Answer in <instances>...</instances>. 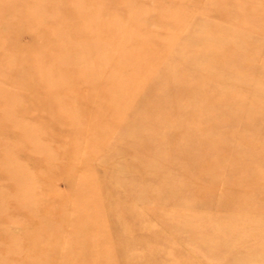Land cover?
I'll return each instance as SVG.
<instances>
[{
  "label": "rangeland",
  "instance_id": "374dc122",
  "mask_svg": "<svg viewBox=\"0 0 264 264\" xmlns=\"http://www.w3.org/2000/svg\"><path fill=\"white\" fill-rule=\"evenodd\" d=\"M5 1L7 2V0ZM49 2L51 3V0H22L11 10L12 12L28 11L48 3V12H53L54 5H50ZM120 2V4H114L113 0H109L113 7L124 11L123 14L125 15L129 14L134 19L135 25L139 26L138 16L144 20L152 14L157 15V13L169 15L182 10L189 12L190 17L183 24L184 28L168 29L167 31L161 26L149 25V22L145 21L137 32L142 37L147 35L150 39L158 40L163 46L162 55L164 59L161 60V63L181 61L182 66L175 67L174 70L179 69L178 71L183 72L188 83L200 81L196 87H191L187 83L188 90L193 89L194 92L191 103H188V100L184 98L177 100L175 106L164 105V100L173 95L174 85L160 83L163 71L168 69L164 66L157 67L153 70L156 73L148 79V84H134L133 91L136 96L139 95L135 99V105L124 109L123 112L124 118L130 121L138 107L148 108L149 103L146 100V95L151 94L154 98L148 115L134 124L125 125L119 117L112 119L108 114V106L115 105V101L108 100L102 106L87 104L83 110L88 117L96 114L100 119L102 118L104 123L102 130L107 134L103 140L105 146L100 149V152L95 153L93 146L87 145L85 141L75 139L70 130H66L51 143L42 140L33 141L38 147L51 146L52 155L47 161L36 163L40 167V176H33L25 172L20 180L35 184L31 188V192L40 198L43 197L44 200L47 199L54 208L66 213L67 220L74 221L75 208L81 197L67 192V189L82 192L83 187L79 181L71 183L67 176L65 178L57 176L54 168L66 161L67 153L70 151L66 149V144H74L73 149L77 153V162H79L76 165L77 168L82 164V169L86 174L94 173L97 175L98 182L104 181L113 186L115 183L114 181L111 182L113 178L106 177L107 174L114 173V168L103 167L100 163L101 160H109V162L115 160L117 152L113 144L118 139L130 138L137 133H143L141 144L136 149L141 158L145 155L148 156L147 164L150 172L141 187L148 188L156 184V191L146 190L145 198L140 200L135 194L124 195L122 189L115 184V194L120 198L108 213L115 216L124 212L130 218V223L126 229L115 226L113 228L108 227L105 229L103 237L91 236L89 238L93 242L96 241V244L102 242L101 248L94 245L91 249L92 258L97 259L95 262L97 264H110L109 261L112 262L110 252L104 254V247L112 241H117L122 251L131 254L133 262L131 264H262L264 262V230H262L264 229V186L254 188L253 183H264V153L253 152L244 147L239 137L241 133H245L246 140L252 139V144L264 147V86H259L258 79L255 78L260 73L261 65L264 63V24H259L253 20L249 21L246 30L242 31V35L256 39V54L253 57H241L237 53L227 65L214 68L212 71L223 76V79L218 86H212L194 76L196 70L193 66L205 59L202 50L191 52L184 56L183 60H179L180 57L175 52L186 43L190 48H194L199 42L214 40V34L204 35L201 33L200 30L204 29L206 25L231 28L230 23L233 19L235 6L230 0H135L132 4L129 3V0H120ZM144 5H148L149 14L144 13L145 9L140 10V12L136 10L135 13L134 9L143 8ZM254 5L252 0H247L241 10L253 9ZM73 7L72 11L74 10ZM98 8L100 9L101 6ZM216 9H218L217 14L219 16L214 13ZM37 10L39 11L37 12L38 18L42 19L45 14L42 9ZM86 14L92 15V10L87 11ZM146 14L148 15L143 16ZM111 16L110 14H102L103 26L107 27L112 24L113 18ZM122 28L123 26H120V29ZM185 31L189 33L188 36L184 35ZM97 32L98 28H91L86 31L91 38L97 36ZM0 36L2 37L0 40V52L2 54L18 49L22 56H26V50L36 42L35 35L31 30H21L3 20L0 21ZM75 45L76 39L74 38L65 42L66 48H73ZM91 45L94 46L96 43L93 42ZM247 50L246 47L243 52ZM155 53L152 51L150 55L154 56ZM64 68L67 67L61 66V69H54L52 72L61 75L60 84L63 85L67 82ZM37 71L40 72L41 70ZM239 72H245L246 78L240 79L237 76ZM120 73L121 71L118 69L109 71V75H112L113 78L119 76ZM183 73L180 74L183 76ZM0 89L7 91L4 99L7 103L16 102L17 105H22L20 103L23 102V99L30 95L28 90L5 85L1 78ZM74 89L80 95L87 96L86 87L81 80H78ZM224 94L225 96L230 95L232 98H225L223 101L211 99L215 95L221 97ZM70 104L72 105V102ZM40 106L37 102L29 111L34 112ZM70 107H60L58 111L63 115L76 117L74 113L77 110ZM205 109L208 110L205 112ZM242 109L254 113L251 118L252 121L250 125L247 124V127L241 124L243 121H239L244 116ZM18 110L23 114L19 121L30 126L31 120L26 114V109L21 106ZM154 116L156 117L154 118ZM93 118L95 117L93 116ZM83 126V122H81L79 127ZM163 129L168 131V134L164 136L166 140L156 141ZM235 131L237 132L236 135L232 136L231 133H235ZM248 135H253L254 138L252 136L247 137ZM203 136L213 143L217 140L226 149L225 160L217 172L219 183L213 190L208 188L212 182L210 178H205L196 187L190 188L182 177L185 172L194 168L199 160L214 162L217 159V150L213 151L207 148L201 151L198 149L195 153V148L197 144H200ZM172 139V144L175 141L176 146L170 145ZM2 142V144L8 143L6 136ZM127 142L132 144V141ZM28 154L34 157L30 150ZM133 169L136 168L133 167ZM133 169L130 168V176L139 177V173L134 172ZM231 171L235 172V174L232 173L234 178L232 182H228L227 179ZM76 175L81 174L79 172ZM49 180H51V184H49ZM9 182L0 173V188L8 186ZM226 183L227 185L233 184L232 191L234 190L235 196L246 197L245 200L238 203L231 216L227 213L226 208L222 209L218 206L220 204L219 196ZM69 184L72 185L69 186ZM245 190H250V194H246ZM195 191L200 192L203 198L189 204L190 202L187 201ZM7 197L8 200L19 198L20 206L12 207L9 204L3 206L0 210V221L3 226L9 222H15L14 226L10 227V234L19 235L22 232L20 224H24L26 220V215L24 216L25 206L32 201L33 196L13 190L7 194ZM246 208L252 210L247 212ZM35 215L36 213H31L28 217L35 221L42 219L39 218L40 215ZM227 217H230L229 221L225 220ZM100 222L106 225L109 223L104 219ZM240 226H244L243 229ZM59 233L62 237V243H53L52 246L62 248L66 252L72 251L74 247L65 243V240L70 238L68 232L61 228ZM39 237L40 233L37 231L22 242L16 239L19 244L16 249L17 252L12 254V259L9 245L0 239V258L4 262L11 259L7 261L8 264H64L73 262L70 261V257H63L61 254L54 257L51 262L38 259L27 260L29 256L28 246ZM72 256L75 257L74 253Z\"/></svg>",
  "mask_w": 264,
  "mask_h": 264
},
{
  "label": "bare ground",
  "instance_id": "6f19581e",
  "mask_svg": "<svg viewBox=\"0 0 264 264\" xmlns=\"http://www.w3.org/2000/svg\"><path fill=\"white\" fill-rule=\"evenodd\" d=\"M21 1L7 0L6 2L5 0H0V21L3 20L5 23L12 24L21 30H31L36 40L26 50V56H22L18 49L7 51L5 54L0 52V78L3 83L30 92V95L20 103L22 105H17L16 102H5L7 91L0 89V145L3 143L5 136L8 139V143L2 144L0 148V173L10 181L8 186L0 188V210L7 204L12 207L20 206L19 198L8 200L7 194L10 191L16 190L26 193L29 196L32 195L33 198L25 206L26 212L24 216L26 215V220L24 224H20L21 234L15 236L10 234V227L12 228L15 222H9L3 226L0 221V239L9 245L12 259V254L17 252L16 249L19 244L16 239L22 242L38 231L40 237L27 248L29 253L27 260L38 259L51 262L54 257L61 254L63 257H70V261H73L64 264H97L95 262L97 259L92 258L91 249H93L94 245L101 248L102 242L101 244H96V241L93 242L89 238L91 236L103 237L104 231L108 227L113 228L115 226L126 229L130 223V218L124 212L115 216L108 213L110 212L109 210H112L113 205L119 201L118 198H120L115 194V184L122 189L124 195L135 194L140 200L145 198L146 190L150 192L156 191V184L148 188L141 187L150 172L147 164L148 156L145 155L141 158L140 153H137L136 149L141 144L143 133H137V135H133L130 138L118 139L113 144L117 152L115 160L113 162L101 160L100 163L103 167L114 168V173L107 174L106 177L113 178L111 182H115L114 187L111 183L98 182L97 175L94 173L86 174L82 169V164L77 168L76 165L79 162H77V153L73 149L74 144H66V149L70 150L67 153V159L64 163L56 165L54 168L57 176L64 178L67 176L71 183L79 181L83 187L82 192L79 190L76 192V190H71L70 188L67 189V192L81 197L79 204L75 208L74 221L67 220L66 213L63 210L54 208L48 203L47 199L44 200L43 197L40 198L31 192L30 190L35 184L20 180L25 172L33 176H40V167L36 163L47 161L52 155L50 144V147H38L33 141L39 142L42 140L51 143L66 130H70L75 139L85 141L87 145L94 147L95 153H99L100 149L105 146L103 145V140L107 135L102 130L104 123L102 118L100 119L96 114L93 115L95 118L98 117L96 119L93 116L88 117L83 110L84 106L87 104L102 106L108 100L115 101V105L107 108L110 117L112 119L119 117V119L124 121L125 125L134 124L149 114L154 96L147 94L148 108L138 107L131 120H126L127 118L125 119L123 115L124 109L133 107L136 102L135 99L139 95H135L133 86L134 84H148V79L156 73L153 70L161 66L166 67L168 70L163 71L160 83L163 85L168 83L174 85L173 95L164 100V105L173 106L177 100H183L184 98L188 100V103H191V98L194 97L193 89L188 90V80L184 77V73L178 71L179 69L177 71L174 70L175 67L182 66L180 64L181 61L161 63V60L164 59L162 55L163 46L158 40L150 39L147 35L142 37L137 32L145 21L149 22V25L161 26L167 31L168 29L178 30L184 28L183 24L188 20L190 14L182 10L169 15L152 14L144 20L138 16L139 26L135 25L134 19L129 14L125 15L123 14L124 11L113 7L109 0H51L49 4L54 5L53 12H48V3L46 5L43 4L41 7L39 6V8L36 6L28 11L19 10L12 12L11 8ZM246 1L230 0L235 6L233 19L230 23L231 28L206 25L204 29L200 30L201 33L204 35L214 34V40L204 43L199 42L194 48H190L186 43L175 52L180 57L179 60H183L184 56L195 50L204 52L205 59L198 65L193 66L196 70V75H194L196 78H201L204 82H208L207 84L209 85L218 86L222 82L223 76L215 74L212 71L214 68L227 65L237 53L241 57H253L256 54V39L244 37L242 31L246 30L250 20L264 24V0H252L255 4L253 9L242 11L241 9ZM134 2L135 0H129L131 4ZM113 3L120 4L121 2L120 0H113ZM72 6H74L73 11ZM99 6H101L100 9L98 8ZM144 6L143 8L134 9L135 13L136 10L140 12V10L145 9L144 13L149 14L148 5ZM217 8L219 9V7ZM37 9H42L45 14L42 19L38 18L37 12L39 11ZM218 9L214 10L216 15H218ZM91 10L92 15L86 14L87 11ZM103 13L110 14L113 18L112 24L107 27L103 26L101 22ZM120 26H123V28L120 29ZM91 28H98V35L92 36V38L86 33ZM188 34L186 32L184 35L188 36ZM151 35L153 36V34ZM72 38L76 39V45L73 48H66V40ZM1 39L2 37L0 36ZM89 40L92 41L90 42ZM93 42L96 45L92 46ZM246 47L248 50L243 52ZM152 51L156 52V55L151 56L150 52ZM61 66L67 67L64 68L67 77V82L64 85L60 84L61 75L56 72L52 73L54 69H61ZM116 69L120 70L121 73L116 78H113L112 75H109V71ZM180 73H183V76ZM237 76L243 80L247 74L239 72ZM255 78L258 79L259 86H264V63L261 65L260 73ZM78 80H81L86 87L87 96L85 97L74 89ZM199 82L191 81L188 84L191 87H196ZM225 98L230 99L232 96H225L224 94L221 97L217 95L211 97L214 101L219 99L223 101ZM71 99L73 101H70ZM37 102L41 105L40 108L30 112V108ZM71 102L72 105L70 104ZM21 106L26 109V114L31 120L30 126L24 125L19 121L23 115L18 110ZM66 106L77 110L74 113L77 118L63 115V113L58 111V108ZM207 110L205 109V112ZM243 114V119L240 118L241 120L239 121H243L241 124L247 127L250 125L254 113L253 111L242 109ZM121 116L123 117L121 118ZM81 122H83L84 126L80 128ZM160 133V137L156 141H165L166 138L164 136L168 134V131L163 129ZM236 133L235 131L231 135L235 136ZM240 135L239 140L244 147L249 148L253 152L264 153V147L252 144V139L250 141L246 140L244 137L245 133ZM249 136L253 137V135H248L247 137ZM127 141H132V144ZM172 141L173 139L170 145L172 147L176 146L177 143L174 141L172 144ZM216 142L218 141L216 140ZM216 142L213 143V141L203 136L199 142L200 144H197L195 153L198 149L201 151L207 148L213 151L217 150V159L214 162H207L201 159L195 164L194 168L184 173L182 177L190 188L196 187L205 178H210L212 181L211 186L208 187L209 190L217 187L216 185L219 183L217 172L221 169V164L225 160L226 149L219 142ZM29 150L34 154V157L28 154ZM133 167L136 169H133ZM130 168L134 172H138L140 176L136 178L130 176ZM79 172L81 175H76ZM232 173L235 174L234 171H231L227 179L228 182H232L234 178ZM50 181L49 184H51ZM71 185L69 184V186ZM225 185L219 196L220 204L218 206L222 209L226 208L227 213L230 214L228 215L231 216L238 203L245 200L246 197L235 196L234 190L232 191L233 184L227 185L226 183ZM262 186H264L263 182L253 183L254 188ZM245 192L248 195L250 194V190H245ZM201 198H203L201 193L195 191L187 202L191 204ZM246 210L249 212L252 209L246 208ZM31 213H36L35 216L40 215L39 218L42 219L31 220L28 217ZM229 218L227 217L225 220L229 221ZM102 219L109 221V223L107 225L101 224L100 221ZM240 227L243 229L244 226ZM61 228L68 232L70 238H67L65 243H69L74 247L72 251L66 252L62 248H54L52 246L53 243H62V237L59 233ZM104 248V254H109L110 252V258L112 259V262L109 261L110 264L133 263L131 254L122 251L117 241H112ZM73 253L75 257L72 256ZM7 261L4 262L0 258V264H8Z\"/></svg>",
  "mask_w": 264,
  "mask_h": 264
}]
</instances>
